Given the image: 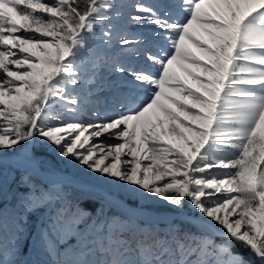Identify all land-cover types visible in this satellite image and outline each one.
I'll return each mask as SVG.
<instances>
[{
	"label": "snow or ice",
	"instance_id": "6c2138e0",
	"mask_svg": "<svg viewBox=\"0 0 264 264\" xmlns=\"http://www.w3.org/2000/svg\"><path fill=\"white\" fill-rule=\"evenodd\" d=\"M0 264H264V0H0Z\"/></svg>",
	"mask_w": 264,
	"mask_h": 264
},
{
	"label": "trees",
	"instance_id": "16d2710c",
	"mask_svg": "<svg viewBox=\"0 0 264 264\" xmlns=\"http://www.w3.org/2000/svg\"><path fill=\"white\" fill-rule=\"evenodd\" d=\"M82 207L92 211L93 213L96 211V205L89 198L82 199Z\"/></svg>",
	"mask_w": 264,
	"mask_h": 264
},
{
	"label": "rangeland",
	"instance_id": "374dc122",
	"mask_svg": "<svg viewBox=\"0 0 264 264\" xmlns=\"http://www.w3.org/2000/svg\"><path fill=\"white\" fill-rule=\"evenodd\" d=\"M98 187H100V188H103V187H105L103 184H101V185H99ZM84 198H88L87 196H84L82 199H84ZM91 200V199H90ZM91 201H93V203L96 205V209L99 207V204L96 202V201H94V200H91ZM88 210V209H87ZM106 211H108V209L106 208ZM116 211V209H111L110 211H109V214H112V212H115ZM93 214H96V211L93 213Z\"/></svg>",
	"mask_w": 264,
	"mask_h": 264
}]
</instances>
